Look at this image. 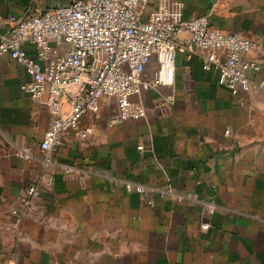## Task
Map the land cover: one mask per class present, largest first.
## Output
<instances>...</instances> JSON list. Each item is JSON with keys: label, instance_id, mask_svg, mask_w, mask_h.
<instances>
[{"label": "crops", "instance_id": "0c3cea01", "mask_svg": "<svg viewBox=\"0 0 264 264\" xmlns=\"http://www.w3.org/2000/svg\"><path fill=\"white\" fill-rule=\"evenodd\" d=\"M71 1L0 0V40L12 15ZM180 1L185 18L208 15L260 42L246 57L261 66L250 78L264 79V0ZM203 53H179L173 84L132 97L145 117L108 127L118 108L110 97L83 119L82 128L97 121L95 132H65L47 164L40 141L51 114L23 91L26 69L0 57V264H264V91L232 94L203 68ZM159 67L153 57L144 79ZM62 165L77 170L67 175ZM44 170L54 184L25 206ZM81 170L90 172L84 181ZM128 182L148 188L129 192Z\"/></svg>", "mask_w": 264, "mask_h": 264}, {"label": "built area", "instance_id": "2783aa9c", "mask_svg": "<svg viewBox=\"0 0 264 264\" xmlns=\"http://www.w3.org/2000/svg\"><path fill=\"white\" fill-rule=\"evenodd\" d=\"M8 23V32L0 40V57L9 55L26 69L30 80L22 85L23 91L51 114L40 141L45 164L51 162L65 132H95L97 121L82 128L83 119L96 118L110 97L117 98L118 108L106 120L108 127L145 117L146 106L132 97L161 83L173 84L179 53L191 59L202 50L203 68L215 70L218 84L234 95L264 91V79L254 81L249 76L250 71L261 70L260 64L246 57L261 48L260 42L218 27L208 15L185 18L180 0H72L44 11L12 15ZM153 57L160 67L147 81L143 76ZM225 133L229 135L230 130ZM21 156L31 159L33 155L25 150ZM61 168L67 175L77 170L75 165ZM79 172L83 181L90 173ZM54 181L52 172L39 173L27 187L24 205L30 206ZM147 188L141 182L127 183L129 192L144 193ZM13 212L19 224L22 215ZM202 227L209 229V222ZM17 235L21 238L23 232L18 229ZM7 264L16 260L11 258Z\"/></svg>", "mask_w": 264, "mask_h": 264}]
</instances>
